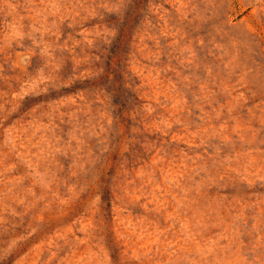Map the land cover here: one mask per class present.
Listing matches in <instances>:
<instances>
[{"label":"rangeland","instance_id":"rangeland-1","mask_svg":"<svg viewBox=\"0 0 264 264\" xmlns=\"http://www.w3.org/2000/svg\"><path fill=\"white\" fill-rule=\"evenodd\" d=\"M132 2L0 0V264H264V0Z\"/></svg>","mask_w":264,"mask_h":264},{"label":"trees","instance_id":"trees-1","mask_svg":"<svg viewBox=\"0 0 264 264\" xmlns=\"http://www.w3.org/2000/svg\"><path fill=\"white\" fill-rule=\"evenodd\" d=\"M132 1H133L132 4L129 6V9L127 13L125 14L124 20L120 23V29H119V34L117 38V42L119 43V45H121L126 35L130 32L131 24L138 15L141 0H132ZM111 58H113V55ZM120 106H121L120 108H123L122 104Z\"/></svg>","mask_w":264,"mask_h":264}]
</instances>
